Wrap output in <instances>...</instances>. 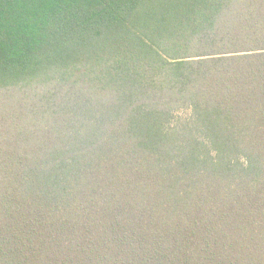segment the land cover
Masks as SVG:
<instances>
[{"label":"trees","instance_id":"1","mask_svg":"<svg viewBox=\"0 0 264 264\" xmlns=\"http://www.w3.org/2000/svg\"><path fill=\"white\" fill-rule=\"evenodd\" d=\"M0 88V264H264V0H0Z\"/></svg>","mask_w":264,"mask_h":264},{"label":"rangeland","instance_id":"2","mask_svg":"<svg viewBox=\"0 0 264 264\" xmlns=\"http://www.w3.org/2000/svg\"><path fill=\"white\" fill-rule=\"evenodd\" d=\"M17 92H24L22 95L14 92V89L0 88V127L3 130H0V137L2 139H8L10 131L4 130L6 127H13L11 124L6 125L1 121L11 123L13 121L28 122L30 120L29 112L31 110L32 98L27 96L29 90H17ZM43 93L51 92V89L43 88ZM34 93L37 96L42 97L39 89H35ZM43 104V103H41ZM40 104V105H41ZM27 126V125H25Z\"/></svg>","mask_w":264,"mask_h":264}]
</instances>
